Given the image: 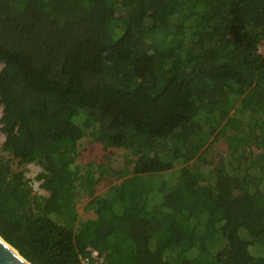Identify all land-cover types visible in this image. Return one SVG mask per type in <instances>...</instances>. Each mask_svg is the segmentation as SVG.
<instances>
[{
    "label": "trees",
    "instance_id": "trees-1",
    "mask_svg": "<svg viewBox=\"0 0 264 264\" xmlns=\"http://www.w3.org/2000/svg\"><path fill=\"white\" fill-rule=\"evenodd\" d=\"M262 45L264 0H0L1 239L30 264H264ZM85 139L122 168L77 164Z\"/></svg>",
    "mask_w": 264,
    "mask_h": 264
},
{
    "label": "rangeland",
    "instance_id": "rangeland-1",
    "mask_svg": "<svg viewBox=\"0 0 264 264\" xmlns=\"http://www.w3.org/2000/svg\"><path fill=\"white\" fill-rule=\"evenodd\" d=\"M264 48L261 47L260 52L263 53ZM0 114H1V107H0ZM2 136V134H1ZM102 146L100 144H93L88 145L86 143V139L82 141L81 145L78 148V156L76 158V163L82 166H85L90 163L94 164H107L110 165L111 168L120 170L123 166L124 159L116 153L111 154L110 152H103L101 151ZM217 151L216 156H226V149L223 147V141L219 143H207L205 146L199 149V153H215L214 151ZM116 152H122V150H118ZM214 161H216L214 159ZM211 166V165H209ZM203 168L206 167V165L202 166ZM178 170V169H177ZM40 169L36 166L30 165L27 169L26 177L30 181V184L35 192L43 194V191L39 188V182L36 180V176L39 174ZM183 180L186 183H190L196 180H199L198 174L188 173L183 175ZM121 180H116L112 176H105L103 177L102 182L97 186L99 189L97 190V194H101L102 192L108 190L110 187L118 184ZM177 182V178L175 179ZM90 200V198L85 194L81 197L79 200V203L77 205V213L80 219H93L95 218V215L92 211H88L86 209V204ZM244 227L247 229L248 232L251 234L258 233L261 229V223L259 221V218L256 217H250L244 221Z\"/></svg>",
    "mask_w": 264,
    "mask_h": 264
},
{
    "label": "water",
    "instance_id": "water-1",
    "mask_svg": "<svg viewBox=\"0 0 264 264\" xmlns=\"http://www.w3.org/2000/svg\"><path fill=\"white\" fill-rule=\"evenodd\" d=\"M0 264H30L0 237Z\"/></svg>",
    "mask_w": 264,
    "mask_h": 264
},
{
    "label": "built area",
    "instance_id": "built-area-1",
    "mask_svg": "<svg viewBox=\"0 0 264 264\" xmlns=\"http://www.w3.org/2000/svg\"><path fill=\"white\" fill-rule=\"evenodd\" d=\"M261 47L264 48V45H262ZM261 47L259 48V52L261 50ZM79 260H80V264H101L102 263L101 259L97 257L96 252H93L91 256L79 257Z\"/></svg>",
    "mask_w": 264,
    "mask_h": 264
},
{
    "label": "crops",
    "instance_id": "crops-1",
    "mask_svg": "<svg viewBox=\"0 0 264 264\" xmlns=\"http://www.w3.org/2000/svg\"><path fill=\"white\" fill-rule=\"evenodd\" d=\"M1 114H2V108H1ZM1 114H0V116H1ZM2 141H3V135L1 136V133H0V144Z\"/></svg>",
    "mask_w": 264,
    "mask_h": 264
}]
</instances>
